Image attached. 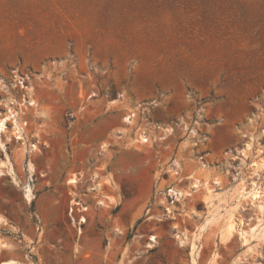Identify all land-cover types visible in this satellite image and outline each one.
<instances>
[{
  "label": "rangeland",
  "instance_id": "1",
  "mask_svg": "<svg viewBox=\"0 0 264 264\" xmlns=\"http://www.w3.org/2000/svg\"><path fill=\"white\" fill-rule=\"evenodd\" d=\"M0 79V262L264 264V0H0Z\"/></svg>",
  "mask_w": 264,
  "mask_h": 264
},
{
  "label": "bare ground",
  "instance_id": "2",
  "mask_svg": "<svg viewBox=\"0 0 264 264\" xmlns=\"http://www.w3.org/2000/svg\"><path fill=\"white\" fill-rule=\"evenodd\" d=\"M0 85H1V83H0ZM24 88H26L27 91H29V92H31L32 89H33V87L31 85H28V86H25L24 85ZM25 102H26L27 105H36V101L34 99H29V98L27 99L26 98L25 99ZM8 103H10V104L14 103L13 99L12 100H9ZM131 117H132V115L125 117V120L129 121L130 123H132ZM8 122H11L12 130H13L15 136L23 139V135L25 134L26 126H27L28 123L26 121H24L20 117L19 113L14 112V110H12V108L9 109L6 113L0 114V132L6 128ZM145 136H146L145 135V132H141L139 134V137H138L137 141H139V142H147L148 141V138H146ZM1 143H3V142H1ZM3 146H4V144H3ZM34 147L36 148V145H31L30 146V150H33ZM27 149L29 150V147ZM7 163H9V162H7ZM7 163L6 162L5 163L0 162V176L3 174V169H2L3 166H6V168H7V170L9 172H11L13 170V166L11 165V163H9V164H7ZM77 181H78L77 178H72L71 179V182H77ZM194 186H197V183H194ZM97 187H98V185H97ZM26 191H27V196L30 198L32 196V189H31V187L28 186ZM170 192L176 198H181L185 194L184 191L179 190V189H171ZM188 193L189 192H187V194ZM4 223H5V220L0 217V227ZM12 247H13L12 243H9L8 241L6 242L4 239H2V237H0V252L3 249H11ZM16 262L17 261H15V260L14 261H12V260L11 261H3V262H0V264H16ZM20 264H23V263H20Z\"/></svg>",
  "mask_w": 264,
  "mask_h": 264
},
{
  "label": "built area",
  "instance_id": "3",
  "mask_svg": "<svg viewBox=\"0 0 264 264\" xmlns=\"http://www.w3.org/2000/svg\"><path fill=\"white\" fill-rule=\"evenodd\" d=\"M77 202V205H78V207H77V209L79 210V211H82V212H86V210L89 208L88 206H85L83 203H81L80 201H76ZM72 210H73V208H72ZM84 218V220H85V215H83L82 216V219Z\"/></svg>",
  "mask_w": 264,
  "mask_h": 264
}]
</instances>
